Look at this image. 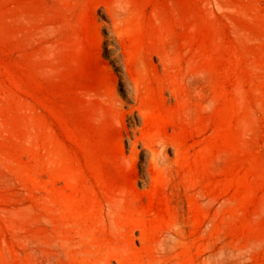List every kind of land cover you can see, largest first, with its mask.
<instances>
[{"label": "rangeland", "instance_id": "rangeland-1", "mask_svg": "<svg viewBox=\"0 0 264 264\" xmlns=\"http://www.w3.org/2000/svg\"><path fill=\"white\" fill-rule=\"evenodd\" d=\"M0 264H264V0H0Z\"/></svg>", "mask_w": 264, "mask_h": 264}]
</instances>
